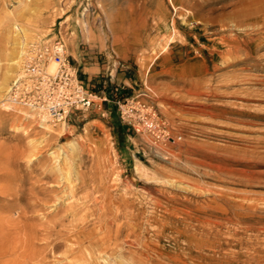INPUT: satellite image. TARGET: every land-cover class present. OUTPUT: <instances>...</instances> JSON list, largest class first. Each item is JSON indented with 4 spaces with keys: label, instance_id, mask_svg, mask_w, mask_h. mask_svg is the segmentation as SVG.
<instances>
[{
    "label": "rangeland",
    "instance_id": "rangeland-1",
    "mask_svg": "<svg viewBox=\"0 0 264 264\" xmlns=\"http://www.w3.org/2000/svg\"><path fill=\"white\" fill-rule=\"evenodd\" d=\"M252 1L0 0L2 264H264V9ZM56 40L97 98L51 126L5 94L30 44ZM148 113L167 140L140 126ZM105 246L107 263L93 260Z\"/></svg>",
    "mask_w": 264,
    "mask_h": 264
},
{
    "label": "built area",
    "instance_id": "built-area-1",
    "mask_svg": "<svg viewBox=\"0 0 264 264\" xmlns=\"http://www.w3.org/2000/svg\"><path fill=\"white\" fill-rule=\"evenodd\" d=\"M52 63L55 67L49 71L48 66ZM22 76L5 97L9 110L24 108L28 112L33 111L39 120L44 119L51 126L64 124L75 111L90 110L94 106V98H97L96 94L84 89L61 40L30 44ZM123 113L132 116V107L125 105ZM148 114L140 116V126L155 141L167 140V133L154 119V114Z\"/></svg>",
    "mask_w": 264,
    "mask_h": 264
},
{
    "label": "bare ground",
    "instance_id": "bare-ground-1",
    "mask_svg": "<svg viewBox=\"0 0 264 264\" xmlns=\"http://www.w3.org/2000/svg\"><path fill=\"white\" fill-rule=\"evenodd\" d=\"M249 1H250V0H249ZM251 6H256L257 9H260V8H261V9H264V0H254V1H252ZM256 8H255V9H256ZM261 9H260V10H261ZM250 10H253V9H250ZM250 10H249V11H250ZM253 11H254V10H253ZM247 12H248V11H247ZM256 12L259 13L260 11H256ZM242 13H243V12H242ZM244 13H245V11H244ZM244 13H243V14H244ZM248 13H249V12H248ZM248 13H247V15H248ZM257 13H256V14H257ZM263 13H264V12H263ZM254 14H255V12H254ZM254 14H253V13H252V14L250 13V15H254ZM261 14H262V13H261ZM236 16H237V15H236ZM244 16H245V15H244ZM254 16H255V15H254ZM256 16H258V15H256ZM260 16H262V15H260ZM258 17H259V16H258ZM247 18H248V17H247ZM250 19H251V18H250ZM262 20H263V19H262ZM233 39H234V38H233ZM240 40H241V39H240ZM231 41H233V40H231ZM235 41H237V40H235ZM241 42H242V41H241ZM245 42H246V41H245ZM240 44H242V43H240ZM234 45H235V44H234ZM236 45H237V44H236ZM243 45H244V44H243ZM239 46H240V45H239ZM231 47H232V46L230 45L229 48H231ZM19 49H20V48H19ZM19 49H18V52H19ZM21 49H22V48H21ZM21 49H20V50H21ZM21 51H22V50H21ZM25 52H26V51H25ZM19 54H21V53H19ZM24 54L26 55V53H24ZM232 54H233V53H232ZM25 55H24V58H25ZM24 58H23V59H24ZM17 62H18V61H17ZM17 62H15V63H17ZM20 64H21V63H20ZM23 65H24V60H23ZM23 65H21V66H23ZM54 67H55V64L52 63L51 65L48 66V70H49V71H52V70L54 69ZM21 68H22V67H21ZM22 70H23V69H22ZM20 73H21L20 76L18 75V76H19V79L23 77V76H22V75H23V71H21ZM9 78H10V75H8V73H7V74L5 73V75H3V76L1 77L0 80H1L2 83L4 84V83H6V82L9 80ZM1 81H0V83H1ZM12 85H13V83H12ZM9 91H10V89L7 91V93H8ZM7 93H6L5 95H7ZM5 103H6V102H5ZM5 108H6V106H5ZM7 108H8V106H7ZM8 109H9V108H8ZM25 112L28 113V111H26V110H25ZM25 112H24V113H25ZM30 112H31V111H30ZM33 113H34V112L32 111V116H33ZM28 114H29V113H28ZM34 114H35V113H34ZM25 115H27V114H25ZM35 115H36V114H35ZM35 115L33 116L34 118H36ZM29 118H31V116H30ZM34 118H33V119H34ZM36 119H37V118H36ZM41 122H42V123H46L44 119L41 120ZM47 125H48V124H47ZM45 130H46V131H49L48 128H45ZM24 142H25V141H24ZM27 145H28V144H27ZM18 147H19V146H18ZM27 147H28V146H27ZM27 147H26V148H27ZM32 147H33V146H32ZM29 148H30V147H29ZM34 148H35V147H34ZM26 150H27V149H26ZM30 150H33V149H30ZM38 150H39V149H38ZM18 152H19V151H18ZM27 154H28V152H27ZM32 154H33V153H32ZM155 154H156V153H155ZM6 156H8V155H6ZM6 156H5V158H6ZM9 156H10V155H9ZM18 156H19V154H18ZM32 156H33V155H32ZM28 157H31V155L28 156ZM3 158H4V157H3ZM9 158H10V157H9ZM21 158H22V157H21ZM28 159H29V158H28ZM13 160H14V159H13ZM48 165H49V164H48ZM6 167H7V166H6ZM49 167H50V166H49ZM143 167H144V166H143ZM143 167H142L140 164L137 163V164L135 165V168H134L135 173H136V174H139L140 176H143L144 174L146 175V173H144V169H145V168L143 169ZM2 169H4V168H2ZM28 170H29V169H28ZM55 172H56V171H55ZM52 173H53V172H52ZM60 173H61V172H60ZM62 173H63V172H62ZM62 173H61V175H62ZM46 174H47V173H46ZM30 176H31V175H30ZM45 176H46V175H45ZM67 176H68V175H67ZM46 177H47V176H46ZM57 178H58V177H57ZM49 179H50V178H49ZM67 179H68V178H66V180H67ZM71 179H72V178H71ZM55 180H56V179H55ZM64 180H65V178H64ZM80 180H81V179H80ZM38 181H40V180H38ZM38 181H37V182H38ZM30 182H31V181H30ZM69 183H70V182H69ZM48 184H49V183H48ZM59 184H60V183H59ZM4 185H5V184H4ZM12 187H13V186H12ZM7 188H8V187H7ZM3 189H4V188H3ZM72 189H74V188H72ZM8 190H9V189H8ZM11 190H12V189H11ZM1 191H2V190H1ZM4 191H6V188H5ZM21 192H22V191H21ZM7 193H8V192H7ZM16 193H17V191H16ZM38 193H39V192H38ZM14 194H15V192H14ZM29 194H30L29 196H31V193H29ZM6 195H7V194H6ZM18 195H19V194H18ZM14 196H17V194H15ZM21 196H22V195H21ZM35 196H36V195H35ZM12 197H13V195H12ZM13 199H15V198H13ZM17 199H18V198H17ZM36 199H37V198H36ZM44 199H45V198H44ZM46 199H47V198H46ZM52 199H53V198H52ZM56 199H57V197H56ZM56 199H55V200H56ZM71 199H73V198H71ZM88 199H89V198H88ZM8 200H9V199H8ZM21 200H22V199H21ZM37 200H38V199H37ZM49 200H50V199H49ZM59 200H60V199H59ZM13 201H14V200H13ZM13 201H12V202H13ZM19 201H20V200H19ZM38 201H39V200H38ZM41 201H42V200H41ZM43 201H44V200H43ZM83 201H84V200H83ZM16 202H17V201H16ZM16 202H15V203H16ZM36 202H37V201H36ZM45 202H46V201H45ZM52 202H53V201H52ZM72 202H75V201H72ZM39 203H40V202H39ZM30 204H31V203H30ZM41 204H42V203H41ZM74 204H75V203H74ZM17 205H18V203H17ZM27 205H29V204H27ZM102 205H103V204H102ZM34 206H35V205H34ZM74 206H75V205H74ZM104 207H105V206H104ZM15 208H16V207H15ZM70 208H71V207H70ZM20 209H21V208H20ZM32 210H34V209H32ZM25 212H26V211H25ZM25 212H23V213H24L23 216L25 215ZM32 212H33V211H32ZM8 213H9V211H8ZM8 213H7V214H8ZM35 213H36V212H35ZM70 213H71V212H70ZM70 213H69V214H70ZM105 213H106V212H105ZM33 215H34V214H33ZM93 215H94V214H93ZM4 217H5V216H4ZM69 217H70V216H69ZM69 217H68V218H69ZM97 218H98V217H97ZM0 220H1V219H0ZM7 220H9V219H7ZM7 220L4 219L5 222H6ZM27 220H28V219H27ZM19 221H20V220H19ZM7 222H9V221H7ZM10 222H11V221H10ZM20 222H21V221H20ZM20 222H19V223H20ZM112 222H113V221H112ZM1 223H2V221H1ZM3 223H4V222H3ZM34 223H35V222H34ZM68 223H69V222H68ZM4 224H5V223H4ZM4 224H2V225L4 226ZM9 224H10V223H9ZM125 224H126V223H125ZM32 225H33V223H32ZM7 226H8V225H7ZM48 226H49V225H48ZM93 226H94V225H93ZM99 226H100V225H99ZM9 227H11V226H9ZM23 227H24V226H23ZM26 227H27V226H26ZM31 227H32V226H31ZM19 228H20V227H19ZM54 228H55V227H54ZM83 228H85V227H83ZM34 229H35V228H34ZM52 229H53V228H52ZM52 229H50V230H52ZM23 230H24V229H23ZM27 230H28V233H29L30 231H32V229H30V231H29V228H28ZM54 230H55V229H54ZM82 230H83V229H82ZM102 230H103V229H102ZM125 230H126V229H125ZM25 231H26V228H25ZM36 231H37V230H36ZM46 231H47V230H46ZM62 231H63V230H62ZM2 232H3V231H2ZM2 232H1V234L4 233V232H3V233H2ZM18 232H19V231H18ZM49 232H50V231H49ZM49 232H48V233H49ZM66 232H67V231H66ZM6 233H7V232H6ZM12 233H14V232H12ZM56 233H57V232H56ZM18 234H19V233H18ZM25 234H26V232H25ZM29 234H30V233H29ZM29 234H27V235H29ZM31 234H33V233H31ZM31 234H30V235H31ZM45 234H46V233H45ZM57 234H58V233H57ZM63 234H64V233H63ZM119 235H120V234H119ZM3 236H4V235H3ZM31 236H32V235H31ZM120 236H121V235H120ZM120 236H119V238H120ZM130 236H131V234H130ZM4 237H5V236H4ZM11 237H14V236H11ZM17 237H18V236H17ZM73 237H74V236H73ZM104 237H105V236H104ZM22 238H23V237H22ZM27 238H29V237L27 236ZM32 238H34V237H32ZM32 238H31V239H32ZM39 238H40V237H39ZM109 238H111V237H109ZM2 239H3V238H2ZM18 239H19V238H18ZM41 239H42V237H41ZM50 239H51V238H50ZM92 239H93V238H92ZM98 239H99V238H98ZM122 239H123V238H122ZM43 240H44V239H43ZM43 240H42V241H43ZM6 241H7V240H5V242H6ZM14 241H15V240H14ZM19 241H21V239H19ZM109 241H110V240H109ZM126 241H127V239H126ZM2 242L4 243V241H1V243H2ZM28 242H29V244H30V241H29V240H28ZM33 242H34V241H33ZM48 242H49V241H48ZM123 242H124V241H123ZM129 242H130V241H127V243H129ZM131 242H132V241H131ZM137 242H138V241H137ZM1 243H0V244H1ZM14 243H15V242H14ZM16 243H17V242H16ZM31 243H32V242H31ZM44 243H45V242H44ZM46 243H47V241H46ZM125 243H126V242H125ZM4 244H5V243H4ZM4 244H2V247H3ZM25 244H26V243H25ZM52 244H53V243H52ZM9 245H10V244H9ZM16 245H17V244H16ZM27 245H28V244H27ZM55 245H56V244H55ZM71 245H72V244H71ZM100 245L102 246V244H100ZM120 245H121V244H120ZM125 245H126V244H125ZM128 245L131 246L132 244H128ZM11 246H12V245H11ZM20 246H21V245H20ZM46 246H47V245H46ZM46 246H45V247H46ZM57 246H58V245H57ZM74 246H75V245H74ZM76 246H77V245H76ZM85 246H86V245H85ZM118 246H119V245H118ZM4 247H5V246H4ZM4 247H3V248H4ZM7 247H8V246H7ZM35 247H36V246H35ZM43 247H44V246H43ZM72 248H74V247H72ZM42 249H43V248H42ZM51 249H52V248H51ZM55 249H56V248H55ZM78 249H79V248H78ZM90 249H91V248H90ZM92 249H93V248H92ZM92 249H91V250H92ZM38 250H39V249H38ZM38 250H37V251H38ZM44 250H45V248H44ZM63 250H64V249H63ZM83 250H84V249H83ZM88 250H89V247H88ZM91 250H90V253H89V254H92V253H91ZM107 250L113 252V248H108L107 246H105V247H103V248H102V247H101V248H99V247L94 248V252H93V254L91 255V258H92L93 260H102V261H105V262H106V260H104L103 255H104V254H107ZM70 251H71V250H70ZM73 251H75V250H73ZM77 251H78V250H77ZM79 251H80V250H79ZM6 252H7V251H6ZM30 252H31V251H30ZM50 252H51V251H50ZM84 252H85V251H84ZM20 253H22V252H20ZM28 253H29V252H28ZM28 253H26V254L28 255ZM31 253H32V252H31ZM39 253H40V252H39ZM39 253H37V254H39ZM53 253H54V252H53ZM116 253H117V252H116ZM24 254H25V252H24ZM43 254H45V253H43ZM58 254H59V253H58ZM61 255H62V254H61ZM83 255H85V254H83ZM117 255H118V254H117ZM120 255H121V254H120ZM25 256H26V255H25ZM29 256H31L30 253H29ZM44 256H45V255H44ZM44 256H43V257H44ZM35 257H37V256H35ZM40 257H41V256H40ZM81 257H82V256H81ZM118 257H119V256H118ZM138 257H139V256H138ZM84 258H85V257H84ZM115 258H117V256H116ZM33 259H35V258H33ZM85 259H86V258H85ZM85 259H84V260H85ZM38 260H40V258H39ZM5 261H6V260H5ZM42 261H44V260H42ZM82 261H83V260H82ZM111 261H112V260H111ZM114 261H116V260H114ZM85 262H86V261H85ZM119 262H120V261H119ZM0 263L2 264V262H0ZM17 263H18V262H17ZM32 263H34V261H33ZM106 263H107V262H106ZM131 263H132V262L128 259V261H127V260H123V261H121L120 264H131ZM88 264H89V263H88ZM115 264H116V263H115Z\"/></svg>",
    "mask_w": 264,
    "mask_h": 264
}]
</instances>
